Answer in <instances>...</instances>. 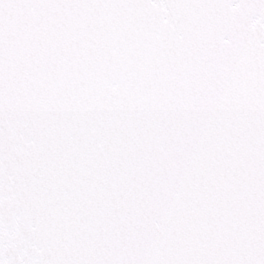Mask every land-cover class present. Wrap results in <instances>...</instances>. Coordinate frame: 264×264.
I'll use <instances>...</instances> for the list:
<instances>
[{
	"label": "snow or ice",
	"instance_id": "6c2138e0",
	"mask_svg": "<svg viewBox=\"0 0 264 264\" xmlns=\"http://www.w3.org/2000/svg\"><path fill=\"white\" fill-rule=\"evenodd\" d=\"M0 264H264V0H0Z\"/></svg>",
	"mask_w": 264,
	"mask_h": 264
}]
</instances>
